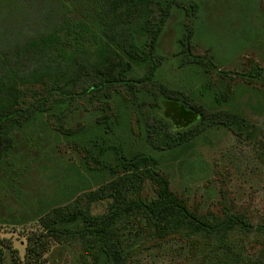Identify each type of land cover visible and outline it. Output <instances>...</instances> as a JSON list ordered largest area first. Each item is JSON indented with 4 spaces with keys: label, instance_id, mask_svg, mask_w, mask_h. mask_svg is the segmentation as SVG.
<instances>
[{
    "label": "trees",
    "instance_id": "1",
    "mask_svg": "<svg viewBox=\"0 0 264 264\" xmlns=\"http://www.w3.org/2000/svg\"><path fill=\"white\" fill-rule=\"evenodd\" d=\"M36 2L50 5V14L35 29L27 21ZM88 3L94 5L93 16L85 22L72 19L62 0H0V42L9 43L4 47L10 53V44L18 45L11 69L2 62L0 45V168L14 154L17 136L43 114L45 123L72 139L82 155L79 167L66 169L63 198L37 216L40 230L27 238L16 264H42L46 236L76 251L81 264H130L137 252L170 240L190 246L188 255L173 264H264V214L250 216L247 209L224 202L215 211L203 210L175 192L160 171L162 158L187 147L191 129L218 117L224 124L237 118L219 112L230 104V86L222 90L204 82L188 95L156 80L159 38L171 8L178 4L188 12L189 7L176 0ZM188 22L190 32L193 19ZM184 44L189 48L188 35ZM224 72L217 71L219 77ZM234 76L261 84L264 96V66L249 63L227 77ZM144 88L151 90L153 103L146 112L149 120L142 114L138 120L141 148L133 150L129 119L113 102L138 107ZM207 97L210 109L218 111L209 118L196 101ZM79 108L101 111L94 126L66 124ZM78 192L83 198L75 196ZM94 201H106V210L92 213ZM243 250L255 257L243 258ZM3 257L0 247V264Z\"/></svg>",
    "mask_w": 264,
    "mask_h": 264
},
{
    "label": "rangeland",
    "instance_id": "2",
    "mask_svg": "<svg viewBox=\"0 0 264 264\" xmlns=\"http://www.w3.org/2000/svg\"><path fill=\"white\" fill-rule=\"evenodd\" d=\"M62 1L69 6L74 20L87 22L93 16L90 11L94 5L90 6L89 0ZM178 2L188 6L189 11L183 12L181 8L185 10V6L178 4L171 8L159 38L157 82L188 95H192L194 87L204 82L222 90L230 86L233 93L229 94L230 104L223 105L219 112L230 111L237 118H230L228 124H224V119L218 117L191 129L187 147L162 158L160 171L168 177L175 192L184 194L189 203L197 204L203 210L215 211V206L224 202L234 204L238 209H247L250 216L263 215L262 85L227 76L241 72L249 63L264 66V0H176ZM49 6L47 4L46 8L37 2L32 4L28 25L39 28L40 21L50 14ZM189 19H193V24L187 32ZM187 35L189 48L184 44V36ZM0 45L4 52L2 62L10 68L18 45L10 44L14 49L12 53L4 47L9 45L6 40ZM85 45L91 47L89 43ZM182 63L186 64L185 67L181 66ZM218 70L225 72L219 77ZM150 91L142 89L138 106L141 112L129 102L127 106L113 102L129 119L132 129L128 137L129 147L133 150L141 148L138 120H141V114L144 120H149L146 112L151 113L153 103ZM196 101L207 109L208 118L218 114L217 110L210 109L209 97L196 98ZM100 113L99 110L79 108L68 117L66 124L71 126L80 122L92 127ZM44 118L17 136L14 154L0 168L2 264H16L17 257L23 259L27 238L40 230L37 216L63 198L61 183L66 169L80 166L82 155L79 146L46 124ZM147 189L153 194L152 183H147ZM106 206V201H94L90 205L94 214L103 213ZM44 240L47 241V249L41 256L42 264H81L76 251L67 245H59L48 236ZM189 250L188 244L170 240L137 252L130 264H173L184 259ZM217 256L221 258L222 252ZM241 256L245 259L255 257L246 250Z\"/></svg>",
    "mask_w": 264,
    "mask_h": 264
}]
</instances>
